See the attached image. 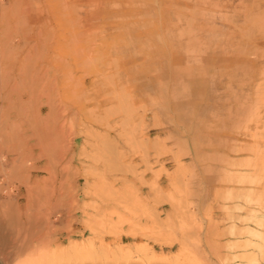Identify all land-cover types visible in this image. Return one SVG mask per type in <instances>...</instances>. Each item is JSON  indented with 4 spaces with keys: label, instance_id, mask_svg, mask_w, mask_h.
I'll return each mask as SVG.
<instances>
[{
    "label": "rangeland",
    "instance_id": "rangeland-1",
    "mask_svg": "<svg viewBox=\"0 0 264 264\" xmlns=\"http://www.w3.org/2000/svg\"><path fill=\"white\" fill-rule=\"evenodd\" d=\"M0 234V264H264V0H0Z\"/></svg>",
    "mask_w": 264,
    "mask_h": 264
},
{
    "label": "crops",
    "instance_id": "crops-1",
    "mask_svg": "<svg viewBox=\"0 0 264 264\" xmlns=\"http://www.w3.org/2000/svg\"><path fill=\"white\" fill-rule=\"evenodd\" d=\"M84 138H76L74 142H72V146L70 151L66 155V159H78L79 155L83 153L82 147L84 145ZM115 143V142H114ZM112 157H115V154L112 155Z\"/></svg>",
    "mask_w": 264,
    "mask_h": 264
},
{
    "label": "bare ground",
    "instance_id": "bare-ground-1",
    "mask_svg": "<svg viewBox=\"0 0 264 264\" xmlns=\"http://www.w3.org/2000/svg\"><path fill=\"white\" fill-rule=\"evenodd\" d=\"M172 3V2H171ZM203 4V3H202ZM205 4V3H204ZM200 6V5H199ZM205 7V6H204ZM193 8V7H192ZM194 11V10H193ZM194 17V16H193ZM194 22V21H193ZM193 22H191V23H193ZM190 23V22H189ZM214 24H216V23H214ZM189 25V24H188ZM193 25V24H192ZM175 26V25H174ZM178 26V25H177ZM207 27V26H206ZM189 28H191L190 27V25H189ZM191 30V29H190ZM198 30V29H197ZM253 233H255V234H258L256 231H253V230H251ZM1 235V234H0ZM0 238H1V236H0ZM4 263V262H3Z\"/></svg>",
    "mask_w": 264,
    "mask_h": 264
}]
</instances>
